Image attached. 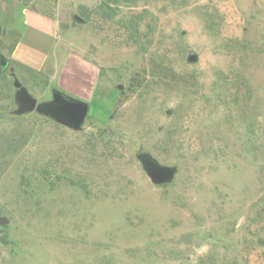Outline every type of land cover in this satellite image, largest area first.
Listing matches in <instances>:
<instances>
[{"label": "rangeland", "instance_id": "obj_1", "mask_svg": "<svg viewBox=\"0 0 264 264\" xmlns=\"http://www.w3.org/2000/svg\"><path fill=\"white\" fill-rule=\"evenodd\" d=\"M0 20V264H264V0H0ZM16 77L86 100L82 128L11 114Z\"/></svg>", "mask_w": 264, "mask_h": 264}, {"label": "water", "instance_id": "obj_2", "mask_svg": "<svg viewBox=\"0 0 264 264\" xmlns=\"http://www.w3.org/2000/svg\"><path fill=\"white\" fill-rule=\"evenodd\" d=\"M79 20H83L78 15ZM3 32V25L0 20V37ZM199 55L191 51L187 57L189 62H196ZM0 62L3 68L8 66V61L0 55ZM14 85L17 87L15 101L17 107L11 114H25L38 110L44 114L54 117L56 120L65 123L74 129H81L90 111V104L83 99L66 95L61 89H53V98L50 101L39 102L32 95L29 89L16 77ZM150 180L156 185L168 184L174 181L178 168L176 165H165L150 152L140 148L136 154ZM1 222H6L3 218Z\"/></svg>", "mask_w": 264, "mask_h": 264}, {"label": "crops", "instance_id": "obj_3", "mask_svg": "<svg viewBox=\"0 0 264 264\" xmlns=\"http://www.w3.org/2000/svg\"><path fill=\"white\" fill-rule=\"evenodd\" d=\"M18 8H21V10L24 9V7H21V6H19ZM12 27H14V25ZM13 29L16 31H20L18 30V28H15V27ZM18 44L19 42L17 43V45ZM36 69L42 70V69H45V66H42L41 68H36ZM54 78H58L60 82V86L64 88L66 91L71 92L72 94L74 92L72 81L81 83L83 79L82 73L76 67H72L69 65V53H67L64 60L58 61L57 68L54 71Z\"/></svg>", "mask_w": 264, "mask_h": 264}, {"label": "flooded vegetation", "instance_id": "obj_4", "mask_svg": "<svg viewBox=\"0 0 264 264\" xmlns=\"http://www.w3.org/2000/svg\"><path fill=\"white\" fill-rule=\"evenodd\" d=\"M49 101V100H48ZM44 102V101H43Z\"/></svg>", "mask_w": 264, "mask_h": 264}, {"label": "trees", "instance_id": "obj_5", "mask_svg": "<svg viewBox=\"0 0 264 264\" xmlns=\"http://www.w3.org/2000/svg\"><path fill=\"white\" fill-rule=\"evenodd\" d=\"M20 40V39H19ZM19 42V41H18Z\"/></svg>", "mask_w": 264, "mask_h": 264}]
</instances>
